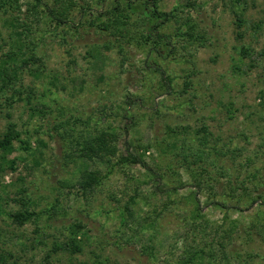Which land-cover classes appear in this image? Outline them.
<instances>
[{
  "label": "rangeland",
  "instance_id": "1",
  "mask_svg": "<svg viewBox=\"0 0 264 264\" xmlns=\"http://www.w3.org/2000/svg\"><path fill=\"white\" fill-rule=\"evenodd\" d=\"M20 1L24 13L25 3L33 0ZM75 1L79 6L73 16L83 11L81 6L89 8V13L84 11L81 23L75 20L71 27L55 26L48 20L34 22L21 15L37 39L44 76L37 80L24 74L12 105L8 104L11 91L0 94V138L13 122L21 139L28 142L24 150L15 141L6 157L0 150V210L20 209L19 198L29 201L35 211L48 209L56 198L61 202L54 218L42 213L39 221L21 226L0 213V252L10 254L0 264H176L183 250L195 242L212 245L211 264H264L262 236L240 229L227 246L225 258L211 225L205 232L188 226L192 204L186 196L191 188L179 184L187 179L181 168L182 140L184 145L196 143L194 132L206 127L210 146L224 153L218 161L224 172L245 180L258 168L256 180L264 186V0H160L161 11L177 8L205 32L203 44L180 41L172 52L165 45L157 52L149 44L117 42L99 30L95 17L106 19L105 9L114 0L104 4ZM133 9L131 31L139 37L151 22L144 4L135 2ZM3 16L0 13V55L10 46ZM168 24L163 32L172 33L176 24ZM155 67L170 77L169 87L162 85ZM29 89L33 90L30 98ZM59 123L64 128L57 130ZM97 130H115L119 148L123 142L131 143V149L160 175L161 187L179 189L154 193L148 171L133 166L116 169L85 199L68 192L62 182L74 184L78 175V163L65 154L72 138L68 134L78 138ZM208 168L212 177H220L216 167ZM225 180L220 177L219 189ZM134 190L138 191L134 210L146 228L139 232L137 223L131 226L133 232L119 218V208ZM199 199L208 203L205 194ZM220 199L235 204V200ZM248 205L243 200L237 212L213 206H204L202 211L210 223L218 224L227 211L231 219L244 216L242 224L247 226L257 213L264 218V204ZM152 220V226L146 227ZM76 221L86 231L77 237L81 250L52 251L66 240L68 228ZM177 235L184 236L182 243L177 242Z\"/></svg>",
  "mask_w": 264,
  "mask_h": 264
},
{
  "label": "trees",
  "instance_id": "2",
  "mask_svg": "<svg viewBox=\"0 0 264 264\" xmlns=\"http://www.w3.org/2000/svg\"><path fill=\"white\" fill-rule=\"evenodd\" d=\"M106 1L98 0L101 4H104ZM135 2L144 4V10H146L144 14L150 18L149 21L151 22L146 25V30L140 33L139 37L136 34H132L131 31L130 20L134 12L133 4ZM159 2L160 0H114V3L111 1V6L105 9L104 16L106 19L102 18L101 15L96 16L97 22L95 25L99 30L114 36L117 42L126 40L125 43L133 44L135 42L140 47L149 44V49L157 52H159L163 45L168 47L169 52H172L180 41L186 44L204 43L205 32L198 29V26L190 15L187 14L185 17H182L180 15L181 11L177 8H173L170 11H161L159 9ZM25 5L26 8L23 13L20 0H0V13L4 15L3 24L8 30L10 38L8 50L0 55V94H6L11 91L9 96L10 101L7 98L10 105L15 101V93H20L17 85L20 84L24 74H30L37 80L44 76V63L36 52L37 39L32 37L30 24L24 21L21 15H25V18L31 17L34 22L48 20V22L55 26L71 27V25L75 24V20L81 23L84 11L89 13V8L81 6L80 10L83 11L73 16L74 10L79 6L75 0H52L51 3L47 0H33L27 1ZM191 5L194 4L192 3ZM40 6L44 8L39 9ZM74 17H77V19H74ZM170 22L176 24L172 33L163 32L164 26L169 25L168 23ZM173 38L176 40L175 42L172 41ZM118 47L119 50H122V43ZM154 70L160 75L163 82L162 85L169 87L170 77L165 75V72L160 67H155ZM184 85L185 87L188 86L187 81L184 82ZM26 91L28 98H30L33 90L29 89ZM59 128H64L62 123H59L56 127L57 130ZM111 131H86L79 134L78 138L73 137V133L68 134L65 131L66 134L72 136L70 144L65 149L66 158L75 164L78 163V167L76 168L78 175L75 183L67 184L62 182L69 189L68 192H75L76 196L85 199L116 169L125 171L127 168L133 166H139L148 171L147 177L153 182L154 193L158 194L166 191H173L175 193L179 189L177 186L171 187L167 184L161 187L160 175L144 161L140 153H136L135 150L131 149V145H129L131 143L123 142L121 144L122 149H120L117 136L114 133L115 130ZM193 135L195 136L196 143L192 142L184 145V140H182V146L180 147L181 168L187 179L182 182L179 180V184L191 188L186 196L192 204V208L186 217L188 226H192L194 229L199 227L205 232L206 228H209L211 225L210 229L215 235L218 250L224 255L227 246L233 240V235L240 229H245L246 233L250 236L257 234L264 238V218L260 219L259 213L256 214L253 221H249L247 226L242 224L244 216L231 219L226 211L222 214L220 223L217 222L218 224H216L215 222L210 223L209 217L203 213L202 209L204 206H213L214 208H224L226 210L232 209V211L237 212L243 200L248 201L250 206L254 203L264 204V186L256 180L258 168H254L253 172L249 173L250 177L247 176L245 180H238L237 177L233 178L232 175L224 172V168L218 163L221 160V156H224V153L220 151L222 149L217 150L210 146V133L206 127H201ZM15 141L19 143L21 149L28 150V142L21 139V134L17 130L16 125L13 122H9L0 138V150L3 153V157H6L7 154H10L14 150ZM173 147L176 146L173 145ZM212 150H214V156L212 155ZM247 161L252 164L250 159H247ZM210 166L216 167L217 174H220L219 176L222 178H226L221 189H219L220 186L217 187L220 184V177L218 179L212 177L211 171L208 168ZM247 184H250V186ZM261 186L263 187L262 190H260ZM75 187H77V190H75ZM200 194L207 196L208 203H201L199 199ZM137 197L138 191L134 190V194L130 195L123 206L119 208L120 224L133 232H135L134 228L131 227L133 223H137L138 229L136 232L146 229L145 225L140 223L139 216L134 210V206L138 204L136 201ZM220 198L235 200V204L230 205V202ZM18 200L20 202V209L7 212L0 210V213L6 215L11 222L19 226L30 221H39L42 213L48 214L49 217L56 216L59 212V203L61 202L60 199L56 198L54 204L48 209L35 211L31 209L29 201L24 198H19ZM146 220L144 222H147ZM152 224L153 220L149 221L146 227L150 228ZM212 224L215 225L212 226ZM85 233L83 223L76 221L68 228L66 240L59 244L57 243L52 251L64 249L72 253L79 252L81 245L77 237ZM133 236L131 234L129 237L132 239ZM182 241H184V236L177 235V242L182 243ZM127 242H129V238L126 239L125 243ZM213 252L214 248L210 243L205 242L201 245L195 242V245H188L183 250L176 264H211L214 260ZM8 256L10 254L0 252V263H5ZM49 257L50 254L46 255V261ZM78 264L86 263L82 262Z\"/></svg>",
  "mask_w": 264,
  "mask_h": 264
}]
</instances>
